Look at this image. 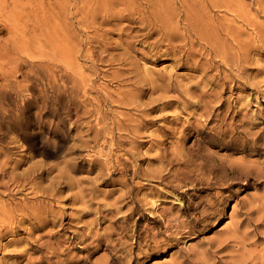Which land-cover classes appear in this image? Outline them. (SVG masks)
Here are the masks:
<instances>
[{
  "label": "rangeland",
  "instance_id": "374dc122",
  "mask_svg": "<svg viewBox=\"0 0 264 264\" xmlns=\"http://www.w3.org/2000/svg\"><path fill=\"white\" fill-rule=\"evenodd\" d=\"M0 264H264V0H0Z\"/></svg>",
  "mask_w": 264,
  "mask_h": 264
}]
</instances>
